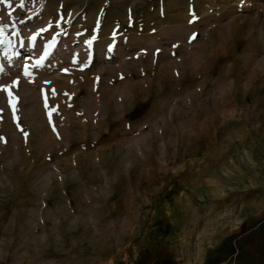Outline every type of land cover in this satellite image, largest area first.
<instances>
[{"label":"rangeland","instance_id":"rangeland-1","mask_svg":"<svg viewBox=\"0 0 264 264\" xmlns=\"http://www.w3.org/2000/svg\"><path fill=\"white\" fill-rule=\"evenodd\" d=\"M0 24V264H264V0H0Z\"/></svg>","mask_w":264,"mask_h":264},{"label":"snow or ice","instance_id":"snow-or-ice-1","mask_svg":"<svg viewBox=\"0 0 264 264\" xmlns=\"http://www.w3.org/2000/svg\"><path fill=\"white\" fill-rule=\"evenodd\" d=\"M63 19L64 18L61 17V20H63ZM131 23H133V21L131 20V16H130V26H131ZM57 26H59V24ZM9 27H10V25H8V24H0V46H7L8 49H12L16 46V42L12 39V37H18L20 35V33L13 31L11 36L7 35L5 30ZM12 27H14V25H12ZM46 31H48V29H46V28L39 29V31L36 34H34L30 37V40L35 42L37 40L38 35L46 32ZM193 38H195V36H193ZM54 41H55V37H53V42ZM88 43H91V40H89ZM20 46L21 47L24 46V41H20ZM51 47H52V43H49L48 48H51ZM11 55L20 56V52L13 51V52H11ZM47 55H48V53L45 52L44 56L37 59L34 62V64L30 63L31 57H29L23 64V74L25 76H31V74H32L31 69L33 67H40ZM64 71L67 72V69H64ZM13 85H18V81H13ZM3 91L7 92L8 97H9V103H10V105L13 106V108H15V104L17 103V98L14 96L12 86L5 87L3 89ZM45 106L47 107V97H45ZM49 115H51V113H49ZM21 131H23V129H21ZM24 136L27 137L28 133L24 132Z\"/></svg>","mask_w":264,"mask_h":264}]
</instances>
